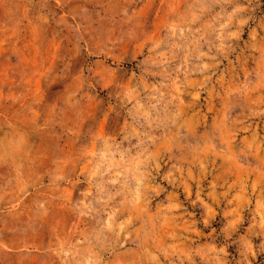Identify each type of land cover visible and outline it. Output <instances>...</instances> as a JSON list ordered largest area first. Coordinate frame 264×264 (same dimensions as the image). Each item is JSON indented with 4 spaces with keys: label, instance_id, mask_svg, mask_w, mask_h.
Returning a JSON list of instances; mask_svg holds the SVG:
<instances>
[{
    "label": "rangeland",
    "instance_id": "374dc122",
    "mask_svg": "<svg viewBox=\"0 0 264 264\" xmlns=\"http://www.w3.org/2000/svg\"><path fill=\"white\" fill-rule=\"evenodd\" d=\"M0 264H264V0H0Z\"/></svg>",
    "mask_w": 264,
    "mask_h": 264
}]
</instances>
